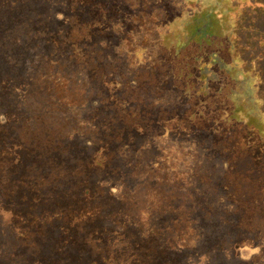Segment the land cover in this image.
Returning a JSON list of instances; mask_svg holds the SVG:
<instances>
[{
  "label": "trees",
  "instance_id": "1",
  "mask_svg": "<svg viewBox=\"0 0 264 264\" xmlns=\"http://www.w3.org/2000/svg\"><path fill=\"white\" fill-rule=\"evenodd\" d=\"M21 1L8 0V17L19 8L18 3ZM57 1L61 3V0ZM64 1L66 5L65 9L60 7L63 18L57 20L61 24L58 28L69 35L65 45L70 58L78 60L80 65L81 62L84 63L80 67L88 77L90 72L95 75L94 79L88 80L103 81L108 75L110 84L116 66L99 55L98 43L106 44V39L117 32L119 45L115 50L118 66L121 67L119 69L122 73H127L123 68L128 67V63L132 64L128 71L132 80L126 82L129 85L125 94L128 96L130 91L132 98L141 102L140 93L143 89H151L156 99L171 97L181 101L177 102L176 109L152 110L146 118L145 115L141 118L135 111L131 114L135 115L132 120L126 119L129 122L127 130L133 131L135 136L146 133L155 138L169 128L179 127L184 131L198 132L211 128L213 133L210 149L214 156L226 164L224 173L216 177L213 187L224 193L233 206L231 213L234 215L229 219L225 218L226 220L219 219L216 225L227 222L230 227L238 230L233 239L237 247L264 241V0H62ZM55 3L49 2V5ZM52 18L55 19L53 15L48 16V19ZM51 33L46 29L40 31L39 35ZM121 44L127 51L119 48ZM109 48L104 46L102 49ZM32 65L29 68L32 69ZM130 83L136 84L133 90H130ZM107 89L106 97H102V104L110 109L115 108L116 105L111 106V103L116 97V91L106 87ZM179 107H183V111ZM52 118L51 113L43 111L33 114L29 120L33 124V133L46 130L45 123ZM116 121L119 122V119ZM59 123L57 119L56 127ZM21 126L22 123L17 128L22 129ZM115 132L102 135L103 141L97 140L96 134L93 141L90 137L99 148L91 161L101 170L97 172L102 173L98 174L101 178H104L103 174L109 167L107 164L112 157L111 147L113 146L114 152L124 148H118L110 140L113 136L116 138L115 143L120 140V134ZM28 139L36 140V137L29 136ZM55 141L36 144L38 153L47 151V155L51 157L49 163L56 160V156L50 154L52 147L62 148ZM150 154L148 153L149 156ZM155 157L161 159L158 155ZM138 163L139 159L137 167ZM155 164L154 161L149 162L144 170L139 167L140 171H136L133 176L132 189L126 187L123 181V190L125 194L130 193L129 197L134 194L136 202L155 201L151 198L156 195V200L162 201H156L160 204L152 207V210L159 216L166 217L163 221L174 222V219H179L176 210L179 205L182 206L181 199L185 197L180 190L189 189L186 182L177 181L179 171L176 167L162 170ZM157 165H160L158 161ZM1 170L6 175L0 177V189L4 190V196L10 195L11 199L24 196L27 191L18 192V187L11 181V169L5 165ZM53 170H56L57 176L52 171L51 174L44 173L42 168L33 169L28 176L30 181H34L33 189H42L44 192L50 189L62 191L70 186L66 183V178L59 175L58 168L54 167ZM77 173L78 180H83L86 184L90 174ZM203 175L206 176L202 174L201 178ZM77 184L78 182L76 186ZM199 193L198 190L195 194ZM102 208L109 209L108 206ZM81 209L86 208L83 206ZM0 218L7 230H12L11 235L17 237L12 236L14 241L7 249L22 240L36 246V249L33 245L27 249L12 247L15 257L21 250L22 255L38 252L40 244L35 241L34 233L38 232L42 243L48 240L45 225L35 223L34 229L29 227L30 230L24 233V230L20 231L13 223L7 225L12 220L8 221L3 212H0ZM199 226L201 225L197 227ZM122 227L121 230L105 229L98 240L92 241L85 237L73 239L71 247L80 246L83 251L87 246L92 248L101 264H131L132 260L128 258L133 252L129 253L127 243L128 238L133 235V228ZM135 257L136 262L139 259V263L146 259L139 255ZM155 257L154 252L150 255L148 264H154Z\"/></svg>",
  "mask_w": 264,
  "mask_h": 264
},
{
  "label": "rangeland",
  "instance_id": "2",
  "mask_svg": "<svg viewBox=\"0 0 264 264\" xmlns=\"http://www.w3.org/2000/svg\"><path fill=\"white\" fill-rule=\"evenodd\" d=\"M7 2L8 0H0V82L5 79L8 84L3 95H0V170L4 168L7 158L11 159L14 163L9 167L11 181L14 186L18 187V192L27 191V193L19 199H11L10 195L4 196V190L0 189V212L4 213L8 221L12 220L7 225L13 223L20 231L24 230V233L30 230L29 227L34 229L35 223L40 226L45 225L48 240L42 243L43 240L38 232L34 233L35 241L40 244V247H37L38 252L22 255L21 250L20 254H16L15 257L12 247L27 249L34 244L31 242L26 244L22 240L23 242L18 241L7 249L14 241L13 237H17L11 235L12 230L8 231L6 224L0 218V252H2L0 253V264H94L97 256L92 252V248L87 246L84 251L80 246L72 248L71 240L82 239V237L98 240L105 229L115 227L122 229V226L124 228L134 227L144 236H148L146 241H143L144 243L151 242L161 249L167 243L170 249L179 250L181 254L170 256L173 260L170 264H214V258L211 260V257L218 254L219 249L221 258L218 259L221 264H264L263 241L258 242L253 248L238 249L228 237L237 232V229L230 227L231 225L227 222L216 225L219 219L234 217V215L231 213L233 206L227 201L224 193L213 187L216 177L224 173L226 164L214 156L210 149L213 133L211 128L208 131L198 132L184 131L175 127L155 138L146 137V133H139V136H135L133 131L127 130L126 126L129 122L122 119V114L125 112L131 115L136 111L142 118L152 110L176 109L178 107L176 104L180 100L171 97L156 99L151 89H143L140 93L141 102L135 101L130 91L128 96L125 94V89L129 85L126 82L132 80V75L128 73L132 64L128 63V67L123 66L126 68H123L124 72L127 70V73H122L119 69L121 67L118 66V56L115 50V47L119 45L117 32L106 39V44L98 43L99 55L104 60L112 61L116 66L110 84L108 75L103 81L101 79L90 81L88 79H94L95 75L90 72L88 77L80 67L84 63L81 62L80 65L78 60L70 58V52L65 46L66 36L69 35L64 33L62 28H58L61 24L57 20L63 18V11L60 7L65 9L66 1L61 0V4L57 0H22L18 3L19 8L11 14V17H8L6 12L8 11ZM49 2L56 3L49 5ZM49 15H53L55 19H48ZM46 29H49L54 36L37 48L40 53L30 54L29 49H33L30 45L31 40L36 39L35 34ZM28 40H30L29 43ZM104 46L110 48L104 50L102 49ZM6 48L14 49L12 52L14 56L9 58L10 56L3 53ZM119 48L124 52L127 51L122 44ZM30 56L35 59V62L41 60L39 70L49 78L52 84L59 87L57 94L48 100V103L53 101L52 104L38 105L37 103L38 106H33L35 105L33 103L35 96H32L34 95L33 85L32 87L24 85V83H32L34 78V72L26 65ZM41 65H44L46 69ZM50 66L54 68L48 70ZM70 79L73 85L71 92L62 85L64 83L71 85ZM106 87L116 91V97L111 103V106L116 105L115 108L110 109L102 104V97L105 98L108 91ZM135 87V83H130V90ZM64 92L70 95H64ZM120 105L125 111L120 109ZM179 108L183 111V107ZM11 111L12 116L5 115ZM41 111L55 116L47 120L45 125L47 126L46 134H51V142L55 143L57 140L59 142L57 144L62 146V148L54 146L56 150L54 165L58 168L59 175L66 178V183L70 184L62 191L50 189L46 193L42 189H37L38 191L32 189L33 181L23 179L27 175L25 167L31 163L26 162L25 154L21 149L12 148V145L10 146L4 140L5 138L7 141L12 133L10 130L4 133L2 131L10 127L8 124L17 125L20 118L22 129L19 127V130H23L26 139L29 136L36 137V142L43 145L41 135L33 133L31 129L33 124L29 122L33 114ZM57 119L60 123L56 127ZM116 119H119V122ZM114 130L121 136L114 145L124 148L114 152L113 146L111 147L113 152L110 151V153L114 157H111L107 164L109 167L103 174L105 176L101 178L98 174L102 173L97 174L101 170L91 161V157L99 152L92 138L96 134L97 140L103 141L102 135ZM37 143H34L35 149ZM157 152L160 153L157 154ZM148 153H151L150 156ZM156 155L161 159L156 158ZM138 159V166L143 170L146 164L152 161L162 170L172 166L178 169L177 181L182 182L180 180H183L189 189V191L180 190L181 195L185 197L179 195L182 197V206L179 205L176 210L179 219H174V222L172 220L165 222L163 219L166 217H161L152 210V207L160 204L156 201H162V199L156 200V195L151 198L155 201L147 203L134 201V194L132 197H129L130 193L125 194L123 181L126 187L132 189L134 173L140 171L137 167ZM157 161L162 165H157ZM181 162L182 166L178 167ZM39 164L41 163L29 166L27 170H33ZM40 166L44 172L52 173L51 168ZM77 172L90 174L87 185L83 180H78ZM53 174L57 176L56 170ZM146 174L142 173V175ZM202 174L206 176L203 175L201 178ZM183 175L185 176L182 177ZM1 176L6 177L2 170ZM198 190L200 193L195 194ZM83 206L86 209H81ZM102 206H108L109 209L106 210ZM136 208L139 210H135ZM169 212L168 214H171ZM198 225H201L200 228L197 227ZM143 227L146 230H143ZM225 236L227 242L218 248L220 243L226 241ZM197 246H201L200 248L204 251H211L194 253V247ZM34 248L36 249V246ZM161 249L158 253L163 256ZM5 250L7 253L4 252ZM258 256H260L259 259H257Z\"/></svg>",
  "mask_w": 264,
  "mask_h": 264
},
{
  "label": "flooded vegetation",
  "instance_id": "3",
  "mask_svg": "<svg viewBox=\"0 0 264 264\" xmlns=\"http://www.w3.org/2000/svg\"><path fill=\"white\" fill-rule=\"evenodd\" d=\"M51 36H54V35L53 34H49V35H39V33L38 34H35L34 37L36 39L35 40H31L32 42L30 43V45L33 48L32 50L29 49L30 54L35 55V53L39 52L37 48L40 47V46H42V43L44 41H47ZM68 38H69V36H66L65 43L68 42ZM27 42L29 43L30 40H28ZM13 45H14V43H13ZM4 52L8 56H10L9 58H11V56H14V53H12V52H14V49L6 48V49H4L3 53ZM1 53H2V51H1ZM31 62H33V64L36 65V66L32 65ZM40 63H41V60L39 62H35V59L33 57H31V56L26 61V65L27 66H29V65L31 66L32 65V69L31 70L34 72L33 82L32 83L31 82L30 83H24V85H26L27 87H32V85H33L32 90H33L34 95H32V96L33 97L35 96V101L33 100V103L35 105H33V106H38L40 104L41 105L52 104L53 101H51V102L48 103V100H49V98L51 96H55L54 94H57V91H58L57 89H59V87H57L56 85L52 84L50 82L49 78L47 76H44V73L41 70H39ZM5 66H7V65H5ZM41 66H43L44 69H46V67L44 65H41ZM43 67H41V69H43ZM48 68L47 69L50 70L51 68H54V67H51L50 66ZM70 84H71V79H70ZM62 85H64L65 88H67L71 92V87L73 86L72 84L71 85H67L66 83H64ZM7 86H8V84H7V81L5 79H4L3 82L2 81L0 82V95H3L4 91L7 89ZM64 95H70V94L67 93V92H64ZM27 97H29V95ZM37 103H39V104L37 105ZM20 107L22 108V106H20ZM9 113H6L5 115L6 116H9V117L12 116V111L9 112ZM21 113H22V110H21ZM147 115L148 114H145V118L148 117ZM134 116L135 115H130V114H125L124 113V114H122V119L123 120L127 119L128 121H130V120H132L134 118ZM31 118H32V116H31ZM18 120H19V122H18L17 125L14 126V125L8 124V126H10V127H6L5 126L6 129L4 131H2L4 133L6 130L7 131L10 130L11 133H12L7 138V141L4 138L5 142L8 143V144H10V146L11 145H14V149H16V148L21 149L23 151V153L25 154L24 156L26 157V162L31 163V164H29V166H34L38 162L41 163V164H39V166H37V167L35 166L33 169H35V168H42L40 166V165H42L43 167L51 168L52 169V172L55 171V170H53V168L55 167V165L54 164H51V163L52 162H55L56 160L49 163L48 161L51 159V157L49 156V154L47 155V151L46 152L41 151L40 153H38V151H37L38 149L36 150L35 147H34L35 146L34 143H37L36 140L35 139H32V140L26 139L23 130L20 131L17 128L19 126L20 122L22 123V119L19 118ZM170 129L171 128L165 129L164 132H166V131H168ZM34 133H37V134H40L41 135V137L44 140V144L49 143L51 141V134H46V130H44V131L37 130ZM115 133H117V132H115ZM145 135H146V137L150 138V135H148V134H145ZM114 137L115 136H113V137L110 138V140L113 142V145L117 143V142L115 143V139L116 138H114ZM60 143H62V142L60 141ZM47 148H49V147H47ZM67 149H69V148H67ZM55 153H56V150H55L54 147H52V151H50V154H52L53 156L54 155L56 156ZM68 153H70V152L68 151ZM113 157L114 156L112 155V158ZM13 164H14L13 161L11 159H9V158H7V160L5 161V165H7L8 167H11ZM160 165H162V164L160 163ZM29 166H27V167H29ZM181 166H182V162L178 164V167H181ZM27 167H25V169H26L25 173L27 175L25 177H23V179L30 181L28 179V176L31 175L30 172L32 171V169L27 170ZM43 172H44V170H43ZM44 173H47V172H44ZM33 183H34V181H33ZM34 190H36V189H34ZM36 191H38V190H36ZM39 206H41V205H39ZM115 228H117V227H115ZM130 228H133V231L131 230L132 233H133V235L131 236V238H128L129 239V242L127 244L129 245V249H128L129 253L130 252H133V254L131 255V257L128 258V260H132L131 264H133V263L148 264V262H149L148 259L150 258V255L152 253H154V252H155V255H156L154 264H170V262L173 261L170 258V256L177 255V254H181L179 252V250H177V249L176 250L170 249L169 246H168L169 244H167V243L164 244L163 249H161L158 245H156V246L153 245V243H151V242L150 243L149 242L148 243H144L143 241H146V239L148 238V236H144L142 234V232L136 230L134 227H130ZM144 228L145 227H143V230H146ZM150 233H152V229H150ZM235 233L233 235H229L228 236L230 238V241L232 243H234L233 239L238 234V232L236 234ZM226 236L224 237L226 239V241H223L222 243H220V246L218 248L224 246V244L227 242V237ZM261 241H263V240L257 241L256 243H254V245H249V246L248 245H245L243 247L253 248L258 242H261ZM234 245H235V243H234ZM164 247H165L166 250L164 249ZM200 247H198V246L197 247H194V250H195L194 253H198V254H200V252L209 253L211 251V250H209V251L208 250H205L204 251V249L203 248H200ZM235 247L238 248V249L243 248V247H237L236 245H235ZM159 249H161L160 252H163V256H160V254L158 253V250ZM220 251L221 250L219 249L218 254H216V255H214V256L211 257V260L214 258V261H213L214 264H219V263L221 264L220 259H218V258H221ZM136 255L144 256L146 259L142 260V262L139 263L138 262L139 259L137 258V262H136V259H135L136 258L135 257ZM259 257L260 256H258L257 259H259ZM94 260H95L94 261V264H101V262H99L97 259H94ZM123 264H127V263L126 262H123Z\"/></svg>",
  "mask_w": 264,
  "mask_h": 264
}]
</instances>
